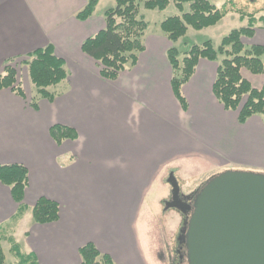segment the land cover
<instances>
[{
  "label": "crops",
  "instance_id": "0c3cea01",
  "mask_svg": "<svg viewBox=\"0 0 264 264\" xmlns=\"http://www.w3.org/2000/svg\"><path fill=\"white\" fill-rule=\"evenodd\" d=\"M87 1L0 0V73L9 59L52 43L65 60L61 82L68 81L36 107L26 93L0 88V164L22 163L29 176L21 217L0 180V245L5 252L12 235L39 264H79L88 242L115 264H163L153 249L156 225L171 231L181 213L166 207L169 175L204 153L232 162V169L264 171V115L241 122L236 109H226L213 91L218 65L207 58L182 85L184 109L172 89L170 40L162 34L146 36L137 63L117 78L102 77L82 43L105 27L104 0L90 17L77 18ZM252 38L264 44V28ZM54 123L75 128L77 137L58 143ZM41 196L59 203L58 220L33 219ZM126 228L136 242L130 258L117 251L118 243L131 242Z\"/></svg>",
  "mask_w": 264,
  "mask_h": 264
},
{
  "label": "trees",
  "instance_id": "16d2710c",
  "mask_svg": "<svg viewBox=\"0 0 264 264\" xmlns=\"http://www.w3.org/2000/svg\"><path fill=\"white\" fill-rule=\"evenodd\" d=\"M174 1L183 13L168 16L161 22V28L165 36L174 42L167 52L173 68L171 84L183 108H187V101L182 94V85L194 74L199 59L207 58L219 61L213 91L220 103L226 109H238L241 105L238 110L241 122L254 114L264 115V84L261 87L255 86L242 72L243 68H247L252 73H264V44L244 41V37H254L259 22L264 26V13L258 16L254 11L241 9L240 19L247 18V24L231 29L218 45L212 39H207L203 44L191 43L182 49L175 43L186 35L189 26L201 29L214 25L226 15L227 9L224 6L220 8L211 0ZM169 2L170 0H115V5L104 10L105 27L82 43L83 50L97 60L102 77L112 80L117 78L121 71L135 65L140 52L145 50V33L149 22L140 15L141 4L146 8L165 9ZM97 3L98 0H88L75 16L87 19L95 12ZM185 3H189L187 11L184 10ZM22 62L28 66L30 79L41 97L53 100L56 92L49 87L67 77L65 60L57 54L54 45L47 43L24 57L6 61L4 70L0 73V88L9 87L21 96H26L17 70V65ZM31 104L36 107L37 101L32 99ZM50 132L58 143L78 135L75 128L61 123H54ZM28 177V168L22 163L0 164V180L10 186L13 198L19 203V217L28 208L24 202ZM205 183L200 185L198 191ZM32 214L36 222H53L59 219L60 205L54 199L41 196L33 204ZM2 238L0 235V240ZM9 240L12 243L11 251L18 258L11 264H39L36 255L25 252L15 237L11 235ZM80 255L82 260L79 264H115L112 256L100 251L93 242L81 246ZM0 264H10L1 245Z\"/></svg>",
  "mask_w": 264,
  "mask_h": 264
},
{
  "label": "water",
  "instance_id": "95a60500",
  "mask_svg": "<svg viewBox=\"0 0 264 264\" xmlns=\"http://www.w3.org/2000/svg\"><path fill=\"white\" fill-rule=\"evenodd\" d=\"M168 181L174 197L166 207L191 209L179 235L186 242L187 264H264V172L221 171L191 203L179 200L174 173Z\"/></svg>",
  "mask_w": 264,
  "mask_h": 264
},
{
  "label": "rangeland",
  "instance_id": "374dc122",
  "mask_svg": "<svg viewBox=\"0 0 264 264\" xmlns=\"http://www.w3.org/2000/svg\"><path fill=\"white\" fill-rule=\"evenodd\" d=\"M212 2L216 3L220 8L227 9L226 15L216 24L203 27L201 29H196L192 26L188 27L187 33L185 36L180 38L175 44L181 47L182 49L187 48V45L191 43H200L207 39H212L216 45L221 42V39L224 35L228 34L231 29L235 27H240L242 25H246L248 19L241 20L240 19V10L247 9L249 11H254L258 16L264 13V0H211ZM112 5H115V0H104L100 6L102 12H104L105 8H108ZM185 11L189 9V3H185ZM183 10L178 7L174 0H170L168 6L165 9H158V8H146L141 4L140 6V15L144 16V18L149 22L148 28L146 29L145 38L146 36L150 35H165L161 28V22L166 19L168 16L171 15H181ZM259 29L264 28L262 23L259 22ZM260 31V30H259ZM261 35V34H260ZM259 37H262L260 36ZM170 40V39H169ZM253 38L244 37V41L247 43L253 42ZM170 46L174 44L170 40ZM169 46V47H170ZM223 57V56H221ZM200 60V59H199ZM217 63V64H216ZM214 66L219 64V61H216ZM18 70V78L20 79L25 93L28 95V101L30 102L32 99L38 100V98L44 99L37 91V87L33 84L30 79L28 66L25 65L23 62L17 65ZM244 76H246L251 82L258 87H261L264 84V73H252L247 68H243L242 70ZM68 86V81L64 80L55 85H51L49 87L52 91H60L65 90ZM65 88V89H64ZM68 90V88H67ZM39 100V102L41 101ZM241 105L236 109L237 111ZM46 112V111H45ZM44 112V113H45ZM46 116V115H45ZM217 162H223L224 165H220L222 163H217L215 158L212 159L210 155L204 153L203 155H198V157L193 158L191 166L184 167L179 171H175L174 173L176 176L178 175L179 180L181 181V187L183 190L187 192V197H190V194L195 192L200 185L205 183L208 179L214 176L216 173L224 171L226 169H231L232 162L226 161L224 158L216 157ZM237 164V163H236ZM240 169H244L246 167H236ZM254 170H258V168L253 167ZM234 169V168H233ZM264 172V171H260ZM170 177V175H169ZM170 183V182H169ZM180 183V182H179ZM171 185V184H170ZM169 192L167 193V198L170 196L169 187L167 189ZM193 198V197H192ZM170 213H174L176 215L177 209L171 208ZM180 213V212H179ZM187 219V218H186ZM183 215L179 214V220L176 221L173 225V229L168 231L162 227L156 225L155 235L153 236V249L155 252V256L157 259L163 261V264H179V259L177 257L176 246H177V229L179 226L183 224ZM184 225V224H183ZM126 234L131 242H120L118 243L117 251L119 254L128 255V258L131 257L136 244L135 238L131 236V233L126 228ZM4 247L6 260L11 264L16 260V256L14 252L11 251L12 244L6 242ZM137 246V245H136ZM18 259V258H17ZM182 264H187L186 258Z\"/></svg>",
  "mask_w": 264,
  "mask_h": 264
},
{
  "label": "flooded vegetation",
  "instance_id": "af4514ba",
  "mask_svg": "<svg viewBox=\"0 0 264 264\" xmlns=\"http://www.w3.org/2000/svg\"><path fill=\"white\" fill-rule=\"evenodd\" d=\"M198 192V189L193 192L192 194H190L191 198L187 197V193H184L181 185H180V189H179V200H183L187 203H191L192 200L194 199V196L196 195V193ZM174 197V191H173V187L171 185V190H170V196L166 199L167 200H172ZM193 197V198H192ZM176 208H178L181 213L183 214V224L184 222L188 219L190 213H191V209H185V208H181L180 206H177ZM187 218V219H186ZM183 224L181 225L180 229H179V233L177 235V246H176V252H177V257L179 259V264H182L184 261V258H186L187 260V250H186V242L183 240L181 241V239L179 238L180 235V231L181 228L183 227Z\"/></svg>",
  "mask_w": 264,
  "mask_h": 264
}]
</instances>
